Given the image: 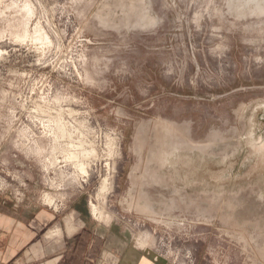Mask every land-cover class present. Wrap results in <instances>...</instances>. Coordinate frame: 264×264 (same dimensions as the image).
<instances>
[{"label": "rangeland", "instance_id": "374dc122", "mask_svg": "<svg viewBox=\"0 0 264 264\" xmlns=\"http://www.w3.org/2000/svg\"><path fill=\"white\" fill-rule=\"evenodd\" d=\"M263 104L264 0H0V195L70 233L264 264Z\"/></svg>", "mask_w": 264, "mask_h": 264}, {"label": "crops", "instance_id": "0c3cea01", "mask_svg": "<svg viewBox=\"0 0 264 264\" xmlns=\"http://www.w3.org/2000/svg\"><path fill=\"white\" fill-rule=\"evenodd\" d=\"M256 131L251 127L252 138ZM139 169L146 174L147 167L143 165L136 166L131 174ZM251 180V207L257 214L251 228L264 230V143L260 150L251 148ZM38 208L0 195V264H175L152 249L139 248L112 234L100 224L92 227L86 220L81 225L75 222L78 229L70 233L56 211ZM74 212L77 211L73 215ZM55 225L60 226L61 235L49 240ZM251 242L258 243L255 238Z\"/></svg>", "mask_w": 264, "mask_h": 264}]
</instances>
